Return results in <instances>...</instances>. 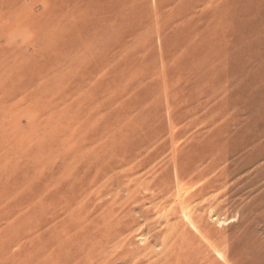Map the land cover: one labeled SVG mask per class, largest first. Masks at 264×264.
Segmentation results:
<instances>
[{
    "label": "rangeland",
    "instance_id": "rangeland-1",
    "mask_svg": "<svg viewBox=\"0 0 264 264\" xmlns=\"http://www.w3.org/2000/svg\"><path fill=\"white\" fill-rule=\"evenodd\" d=\"M0 264H264V0H0Z\"/></svg>",
    "mask_w": 264,
    "mask_h": 264
},
{
    "label": "bare ground",
    "instance_id": "bare-ground-1",
    "mask_svg": "<svg viewBox=\"0 0 264 264\" xmlns=\"http://www.w3.org/2000/svg\"><path fill=\"white\" fill-rule=\"evenodd\" d=\"M256 134V133H255ZM178 142V141H177ZM159 144V143H158ZM159 146V145H158ZM160 148V147H159ZM169 148V147H168ZM188 149V148H187ZM164 151V150H163ZM191 151H192V149H191ZM156 152V151H155ZM170 152V151H169ZM161 154V153H160ZM154 157V156H153ZM174 158V157H173ZM179 163V162H178ZM180 164V163H179ZM173 166H175V165H173ZM167 168V167H166ZM178 176V175H177ZM168 177V176H167ZM127 180V179H126ZM143 185V184H142ZM153 197V196H152ZM141 210V209H140ZM139 211V210H138ZM143 212V211H142Z\"/></svg>",
    "mask_w": 264,
    "mask_h": 264
}]
</instances>
